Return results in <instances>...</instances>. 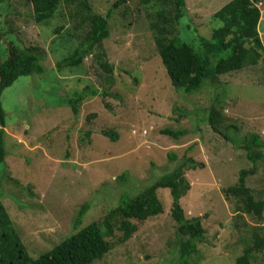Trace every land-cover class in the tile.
<instances>
[{
  "label": "rangeland",
  "instance_id": "374dc122",
  "mask_svg": "<svg viewBox=\"0 0 264 264\" xmlns=\"http://www.w3.org/2000/svg\"><path fill=\"white\" fill-rule=\"evenodd\" d=\"M88 1L94 12H110L102 60L114 67L112 87L104 83L106 72L93 59L95 53L85 57L83 66L59 64L85 32L74 26L76 18L70 16L74 6L61 4L52 18L38 24L27 0L0 3V59L6 57L11 42L34 46L42 53L39 63L45 69L42 74L19 77L1 94L6 157L0 164V198L26 250L36 257L78 228L99 224L122 195H136L188 156L204 163L186 171L191 188L180 199L185 216H199L205 229L190 264H237L257 223L237 214L222 188L236 184L239 171L253 165L242 147L247 134L258 135L264 153V61L205 79L199 90L189 94L177 91L156 52L138 0L115 7L117 0ZM228 1L185 0L181 39L197 47V37H209L219 25L211 14ZM258 6V31L264 44V3ZM86 84L120 97H87L81 117L74 121L70 106L62 100L72 98ZM214 102L226 115L224 125L235 127L223 130L229 138L214 133L206 122ZM91 112L96 117L87 122L84 115ZM105 128L117 131L118 139L103 136ZM164 128L183 134L173 138L161 132ZM246 184L264 190L262 161H257ZM157 196L163 213L143 222L133 220L136 231L92 264H177V223L170 212V191L158 188ZM85 202L88 208L76 227L78 206ZM252 264H264V250L256 253Z\"/></svg>",
  "mask_w": 264,
  "mask_h": 264
},
{
  "label": "trees",
  "instance_id": "16d2710c",
  "mask_svg": "<svg viewBox=\"0 0 264 264\" xmlns=\"http://www.w3.org/2000/svg\"><path fill=\"white\" fill-rule=\"evenodd\" d=\"M27 1L32 8L30 15L38 24L52 18L61 4L75 7V13L70 15L76 18L74 26L82 28L85 32L84 35L76 37L78 40L76 47L68 56L63 57L59 64L68 67L83 66L85 57L95 53L93 59L106 72L104 83L112 87L114 67L102 60V57L106 56L102 42L110 34V12L106 14L94 12L88 0ZM126 1L117 0L113 6ZM138 2L144 7L156 52L172 86L177 91L189 94L199 90L205 79L214 80L220 74L256 65L260 59L264 61V44L258 31L261 17L258 4L264 3V0H229L211 14L212 20L217 21L219 25L212 29L209 37L201 35L197 37V47L180 37V20L187 14L185 0H138ZM10 31L9 29L5 33ZM69 35L75 42L71 31ZM41 54L37 47H23L11 42L6 57L0 59V164L6 157V113L2 106L1 94L21 76L42 74L45 69L39 63L40 57H43ZM134 81L137 83L138 79L134 78ZM99 94L120 97L118 93L99 90L86 84L72 98L62 101L70 106L71 117L77 121L81 117L80 107H84L83 102L86 98ZM214 103L208 107L206 122L214 133L224 139L226 133L229 138L228 132L223 130L228 131L229 128L235 127L231 124L224 125L226 115L223 109L216 105L217 102ZM84 116L86 121L90 122L96 114L91 112ZM193 117L196 119V114ZM161 132L173 138L183 134L170 128H164ZM101 133L111 141L118 139L117 131L112 128L102 129ZM90 134V129L85 131L87 137ZM242 147L246 158L253 165L241 169L237 183L222 190L237 214H246L257 223L252 231V237L249 238L251 243L247 244L242 254L236 258L237 264H252L256 253L264 250V190H255L248 186L246 179L255 173L258 160L262 161L264 169V153L261 150L262 141L254 133H249L243 138ZM65 156H68V153ZM171 156L175 159L174 155ZM198 166H204V163L184 156L172 170L164 173L136 195L132 197L122 195L119 202L105 212L99 224L92 222L78 228L36 257H32L26 250L0 198V264H92L101 259L116 243L127 240L136 231L138 226L133 220L143 222L163 213V204L157 196L158 188H168L170 191V212L177 223L175 241L179 255L177 264H190L194 261L193 255L198 253V242L202 239L205 229L199 216H185L180 199L191 188L186 171ZM87 208L86 202L78 206L74 226L79 225V220L83 218ZM115 231H120L121 234L117 235Z\"/></svg>",
  "mask_w": 264,
  "mask_h": 264
}]
</instances>
